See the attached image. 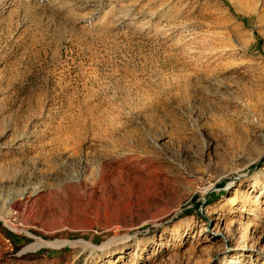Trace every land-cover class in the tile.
I'll return each mask as SVG.
<instances>
[{"label": "rangeland", "instance_id": "1", "mask_svg": "<svg viewBox=\"0 0 264 264\" xmlns=\"http://www.w3.org/2000/svg\"><path fill=\"white\" fill-rule=\"evenodd\" d=\"M263 158L264 0H0V264H264Z\"/></svg>", "mask_w": 264, "mask_h": 264}, {"label": "bare ground", "instance_id": "2", "mask_svg": "<svg viewBox=\"0 0 264 264\" xmlns=\"http://www.w3.org/2000/svg\"><path fill=\"white\" fill-rule=\"evenodd\" d=\"M29 199H30L29 195H27V196L23 195V197H21L19 199H15V201L12 200L13 206H15V208H17L19 211H24V210H22V208L25 209L27 207ZM50 244H53V242L51 243V242L39 240L37 243L32 244L29 248H34V247L41 246V245H50Z\"/></svg>", "mask_w": 264, "mask_h": 264}, {"label": "trees", "instance_id": "3", "mask_svg": "<svg viewBox=\"0 0 264 264\" xmlns=\"http://www.w3.org/2000/svg\"><path fill=\"white\" fill-rule=\"evenodd\" d=\"M263 160H264V158H263Z\"/></svg>", "mask_w": 264, "mask_h": 264}]
</instances>
